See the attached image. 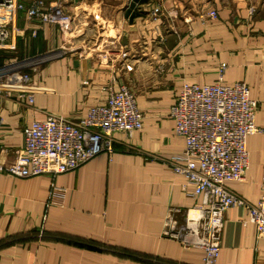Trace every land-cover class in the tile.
Here are the masks:
<instances>
[{
    "label": "crops",
    "instance_id": "1",
    "mask_svg": "<svg viewBox=\"0 0 264 264\" xmlns=\"http://www.w3.org/2000/svg\"><path fill=\"white\" fill-rule=\"evenodd\" d=\"M63 3L73 17L67 36L46 25L31 37L20 14L8 58L54 53L25 68L42 88L32 102L0 90V162L23 146V126L48 114L77 122L120 85L134 94L142 127L114 133L111 153L71 170L0 172V264H202V249L161 236L169 208L180 210L181 222L201 200L169 166L184 148L169 108L185 82L210 84L220 75L223 84L246 83L258 102L260 131L247 138L246 181L225 185L256 203L264 158V0ZM210 9L215 18L206 15ZM245 217L241 206L225 210L216 264H264V237Z\"/></svg>",
    "mask_w": 264,
    "mask_h": 264
},
{
    "label": "built area",
    "instance_id": "2",
    "mask_svg": "<svg viewBox=\"0 0 264 264\" xmlns=\"http://www.w3.org/2000/svg\"><path fill=\"white\" fill-rule=\"evenodd\" d=\"M158 13L154 8L153 17ZM20 14L23 29L29 30L31 37L46 25L56 26L62 34L73 26L63 0H0V51H15ZM206 15L217 16L214 9ZM53 53L46 50L28 58L5 59L0 65V90L32 102L42 88L25 68L32 59H49ZM257 107L244 81L223 84L219 75L218 81L210 84L183 83L169 108L174 132L184 140L182 152L168 158L169 166L192 185V194L201 200L184 211L181 222L177 218L180 210L169 208L161 236L178 240L184 247L202 249V264H216L223 215L229 206L243 207L244 221L254 225L258 237H264V158L256 203L246 201L225 185L227 181H246L247 138L260 131L254 123ZM142 119L127 86L109 88L105 100L89 108L77 122L48 114L23 126V146L14 151L10 162H0V172L28 177L71 170L101 152L111 153L114 133L140 129Z\"/></svg>",
    "mask_w": 264,
    "mask_h": 264
},
{
    "label": "trees",
    "instance_id": "3",
    "mask_svg": "<svg viewBox=\"0 0 264 264\" xmlns=\"http://www.w3.org/2000/svg\"><path fill=\"white\" fill-rule=\"evenodd\" d=\"M14 52L15 51H13V52L0 51V64H2L3 61L8 58L9 54H12Z\"/></svg>",
    "mask_w": 264,
    "mask_h": 264
},
{
    "label": "rangeland",
    "instance_id": "4",
    "mask_svg": "<svg viewBox=\"0 0 264 264\" xmlns=\"http://www.w3.org/2000/svg\"><path fill=\"white\" fill-rule=\"evenodd\" d=\"M67 35H68V32H66V33H65V36H67ZM66 39H67V38H66ZM50 59H51V58L49 57V59H48V60H50Z\"/></svg>",
    "mask_w": 264,
    "mask_h": 264
}]
</instances>
